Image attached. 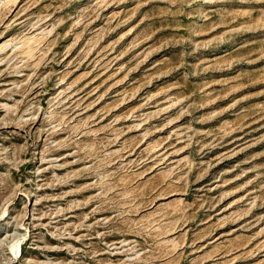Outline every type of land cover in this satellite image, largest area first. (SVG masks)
Returning a JSON list of instances; mask_svg holds the SVG:
<instances>
[{"label":"rangeland","instance_id":"obj_1","mask_svg":"<svg viewBox=\"0 0 264 264\" xmlns=\"http://www.w3.org/2000/svg\"><path fill=\"white\" fill-rule=\"evenodd\" d=\"M0 264H264V0H0Z\"/></svg>","mask_w":264,"mask_h":264},{"label":"bare ground","instance_id":"obj_2","mask_svg":"<svg viewBox=\"0 0 264 264\" xmlns=\"http://www.w3.org/2000/svg\"><path fill=\"white\" fill-rule=\"evenodd\" d=\"M20 242H21V238H16V239H13V242L11 244V251L15 254V255H18V253L20 252L21 250V245H20Z\"/></svg>","mask_w":264,"mask_h":264}]
</instances>
